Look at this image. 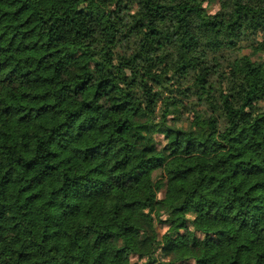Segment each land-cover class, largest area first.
<instances>
[{
  "label": "trees",
  "instance_id": "16d2710c",
  "mask_svg": "<svg viewBox=\"0 0 264 264\" xmlns=\"http://www.w3.org/2000/svg\"><path fill=\"white\" fill-rule=\"evenodd\" d=\"M0 264H264V0H0Z\"/></svg>",
  "mask_w": 264,
  "mask_h": 264
},
{
  "label": "rangeland",
  "instance_id": "374dc122",
  "mask_svg": "<svg viewBox=\"0 0 264 264\" xmlns=\"http://www.w3.org/2000/svg\"><path fill=\"white\" fill-rule=\"evenodd\" d=\"M205 5V3H204ZM206 8L209 12H212L216 9V5H213V4H206ZM258 56H262V54H258ZM183 117L187 118L188 120L190 119L191 120V114L189 113H186L183 115ZM158 139V137H157ZM172 201L175 202L176 201V197L175 198H172ZM205 227L207 228L208 231H212L214 232L218 227L210 222H206L205 224ZM164 230V226L162 225L161 227L158 228V231L159 232H162ZM211 232V233H212ZM212 243L214 242V238L211 239ZM131 260H134V257H131L130 258Z\"/></svg>",
  "mask_w": 264,
  "mask_h": 264
}]
</instances>
